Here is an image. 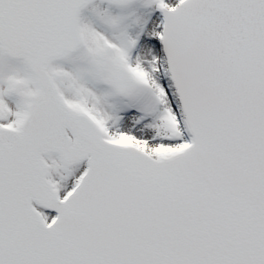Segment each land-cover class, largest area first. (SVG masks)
<instances>
[{
  "label": "water",
  "instance_id": "water-1",
  "mask_svg": "<svg viewBox=\"0 0 264 264\" xmlns=\"http://www.w3.org/2000/svg\"><path fill=\"white\" fill-rule=\"evenodd\" d=\"M90 1L0 0L3 50L25 57L37 85L19 129H0V264H264V0L162 9L193 141L157 158L103 139L45 70L80 44ZM47 150L86 160L62 200L45 177ZM31 200L56 213L52 223Z\"/></svg>",
  "mask_w": 264,
  "mask_h": 264
},
{
  "label": "rangeland",
  "instance_id": "rangeland-1",
  "mask_svg": "<svg viewBox=\"0 0 264 264\" xmlns=\"http://www.w3.org/2000/svg\"><path fill=\"white\" fill-rule=\"evenodd\" d=\"M178 0H134L121 6L91 3L81 13L82 45L50 63L48 70L66 104L84 110L101 133L114 142H130L149 154H168L186 144L187 134L158 49L155 8ZM160 24V22H159ZM150 44L155 52L144 47ZM121 69L120 89L113 74ZM16 84L21 89L16 90ZM31 75L21 60L0 52V125L17 127ZM51 183L63 195L76 180L81 163L63 166L56 154H44ZM45 219H49L43 212Z\"/></svg>",
  "mask_w": 264,
  "mask_h": 264
},
{
  "label": "bare ground",
  "instance_id": "bare-ground-1",
  "mask_svg": "<svg viewBox=\"0 0 264 264\" xmlns=\"http://www.w3.org/2000/svg\"><path fill=\"white\" fill-rule=\"evenodd\" d=\"M153 21H154V23H155L156 26L159 25V20H157V21L156 20H153ZM144 48H145L144 49V52L146 53L148 50H152L153 47L150 44H147V46L144 47ZM153 52H155V49L154 48H153ZM161 60H162V58H161ZM82 167H83V164L80 166V169L78 170L79 171L78 173H80Z\"/></svg>",
  "mask_w": 264,
  "mask_h": 264
}]
</instances>
